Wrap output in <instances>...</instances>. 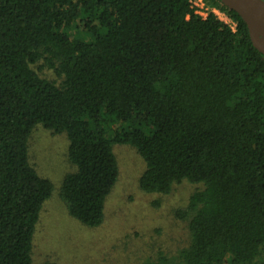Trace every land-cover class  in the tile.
I'll list each match as a JSON object with an SVG mask.
<instances>
[{"label": "trees", "instance_id": "16d2710c", "mask_svg": "<svg viewBox=\"0 0 264 264\" xmlns=\"http://www.w3.org/2000/svg\"><path fill=\"white\" fill-rule=\"evenodd\" d=\"M196 1L0 0V264H33L52 194L37 126L68 140L60 198L86 227L118 180L114 145L143 160L146 194L199 187L176 212L187 246L143 264H264V54L238 13Z\"/></svg>", "mask_w": 264, "mask_h": 264}, {"label": "rangeland", "instance_id": "374dc122", "mask_svg": "<svg viewBox=\"0 0 264 264\" xmlns=\"http://www.w3.org/2000/svg\"><path fill=\"white\" fill-rule=\"evenodd\" d=\"M28 146L32 165L53 187L33 236V264H143L159 253L177 257L187 246V226L176 212L198 186L182 182L169 195L146 194L139 188L143 160L132 147L114 145L118 180L104 204L103 223L86 227L69 215L60 198L63 178L75 170L66 136L37 126Z\"/></svg>", "mask_w": 264, "mask_h": 264}, {"label": "water", "instance_id": "95a60500", "mask_svg": "<svg viewBox=\"0 0 264 264\" xmlns=\"http://www.w3.org/2000/svg\"><path fill=\"white\" fill-rule=\"evenodd\" d=\"M225 6L238 13L244 22L247 24L249 36L252 44L257 49H260L263 54L261 45L264 44V23L255 15L251 8L259 5L264 8L263 0H221Z\"/></svg>", "mask_w": 264, "mask_h": 264}, {"label": "built area", "instance_id": "2783aa9c", "mask_svg": "<svg viewBox=\"0 0 264 264\" xmlns=\"http://www.w3.org/2000/svg\"><path fill=\"white\" fill-rule=\"evenodd\" d=\"M193 4H194L193 6H194L195 11H196L197 14H199L202 17H206L207 16L208 7L206 6V4L204 3L203 0H197ZM204 10H205V13L203 12ZM212 12L214 14H216L221 20H222L221 16H224L226 18V20H228L229 22L224 21V19L222 21L225 22L226 24H230L232 26V28L234 29V25H232L230 20L224 14H222L219 11L214 10V9L212 10Z\"/></svg>", "mask_w": 264, "mask_h": 264}, {"label": "bare ground", "instance_id": "6f19581e", "mask_svg": "<svg viewBox=\"0 0 264 264\" xmlns=\"http://www.w3.org/2000/svg\"><path fill=\"white\" fill-rule=\"evenodd\" d=\"M251 11L257 15L264 23V8L259 5H255L251 8Z\"/></svg>", "mask_w": 264, "mask_h": 264}]
</instances>
